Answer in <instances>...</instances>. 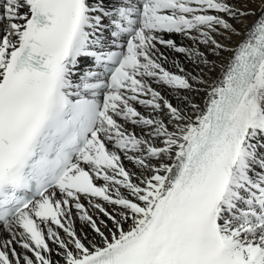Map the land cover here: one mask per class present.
<instances>
[{
  "label": "snow or ice",
  "instance_id": "snow-or-ice-1",
  "mask_svg": "<svg viewBox=\"0 0 264 264\" xmlns=\"http://www.w3.org/2000/svg\"><path fill=\"white\" fill-rule=\"evenodd\" d=\"M0 264H264V0H0Z\"/></svg>",
  "mask_w": 264,
  "mask_h": 264
},
{
  "label": "bare ground",
  "instance_id": "bare-ground-1",
  "mask_svg": "<svg viewBox=\"0 0 264 264\" xmlns=\"http://www.w3.org/2000/svg\"><path fill=\"white\" fill-rule=\"evenodd\" d=\"M176 39H177V41L180 40L179 37H176ZM166 54L169 55L170 57H174V58L180 60L181 63H182V66H184L187 71H194L195 70L194 66L191 64V62H189L184 56L179 55V54H173V53H170V52L166 53ZM161 91H162V94L167 96L173 103H176L175 95L172 94L171 90L161 89ZM75 227L77 228V230H79L80 227H81L80 222L78 224L75 223Z\"/></svg>",
  "mask_w": 264,
  "mask_h": 264
},
{
  "label": "rangeland",
  "instance_id": "rangeland-1",
  "mask_svg": "<svg viewBox=\"0 0 264 264\" xmlns=\"http://www.w3.org/2000/svg\"><path fill=\"white\" fill-rule=\"evenodd\" d=\"M75 223H77V224H78V223H79V221H77V220H76V222H75Z\"/></svg>",
  "mask_w": 264,
  "mask_h": 264
}]
</instances>
